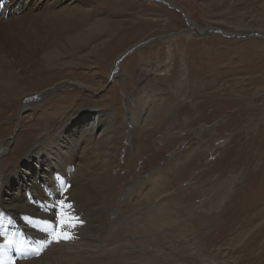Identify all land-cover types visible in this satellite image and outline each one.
<instances>
[{
	"label": "rangeland",
	"instance_id": "rangeland-1",
	"mask_svg": "<svg viewBox=\"0 0 264 264\" xmlns=\"http://www.w3.org/2000/svg\"><path fill=\"white\" fill-rule=\"evenodd\" d=\"M85 1L88 22L106 18L110 22L105 29L73 46L58 31L57 37L46 42V49L58 51L57 66L46 70L41 52V57L35 55L26 62L11 91L0 92L1 170L8 172L26 157L53 122L96 106L110 124L108 143L101 134L102 153L92 150L84 166L82 159H76L72 161L75 170L61 173L66 183L75 182L80 174L78 186L86 189L78 198L97 202L82 208L81 203L73 205L78 208L73 217L80 216L82 221L75 228L87 227L88 235L97 234L92 220L99 205L114 228L103 232L109 238L107 247L126 242L124 220L133 213L146 217L150 202L159 200L145 182L162 184L160 198L180 195L181 186L190 185L192 190L182 203L190 198L187 212L197 210L180 240L171 235L180 233L183 213L181 224L162 228L167 239L159 235L157 242L162 246L152 243L162 253L131 245L126 255L110 253L111 262L126 263L130 255L136 264H264V89L251 84L254 77L264 85V28L228 25L259 19L264 23V0ZM134 47L111 78L119 56ZM133 111L136 116L131 119ZM29 134L33 135L31 146H27ZM85 140L82 136L80 142ZM33 161L42 175L40 169L46 164L36 155L28 160ZM30 183L31 178L27 187L43 186ZM239 185L250 187L246 205L253 206L254 197L262 201L252 211L244 206L251 215L225 228L228 212H236L233 194ZM1 186L5 197L24 195L23 188L17 193L9 185ZM5 247L10 256L16 254L14 247ZM29 251L32 263V257L39 255Z\"/></svg>",
	"mask_w": 264,
	"mask_h": 264
},
{
	"label": "bare ground",
	"instance_id": "bare-ground-1",
	"mask_svg": "<svg viewBox=\"0 0 264 264\" xmlns=\"http://www.w3.org/2000/svg\"><path fill=\"white\" fill-rule=\"evenodd\" d=\"M85 4V0H0V92L6 95L11 91L19 75L26 70V62L41 52L45 56L43 61L47 63L46 70L53 69L57 66L58 51L55 49H46V42L49 38L52 40V38L57 37L58 31L62 34L61 36L66 40V43L73 46L88 42L93 35L105 29V24L110 21L106 18H95L94 21L89 23V19L87 18L90 12H85L88 10ZM79 5L82 7H79ZM70 12L71 15H69ZM75 12L80 15L78 17L74 16L73 14ZM84 13H87V15L84 16ZM172 17L173 19L177 18L174 14H172ZM60 19H64V21L61 22ZM250 21L240 22L239 24L228 22V25L236 27V29H239L241 26L253 29H257L255 27L264 28V23L260 22V19L257 22ZM193 23L190 21V24ZM194 24L196 25V23ZM106 29L108 28L106 27ZM203 29L201 28L200 30ZM39 56L41 57V55ZM116 71L113 70L111 71L112 73L110 72L111 78L116 76ZM8 77L14 80H8ZM261 82L262 80L259 78H251V84H254L258 90L264 89V85H261ZM1 96L3 94L0 95V100L2 101ZM165 109L168 110L167 108ZM135 116L136 114L133 111V116L130 115V118L134 119ZM103 119L102 114L96 106L88 105L81 111L69 116L66 120L53 122L50 131L46 132L38 144L27 151L28 155L23 157L8 172L1 170L2 157L0 156V246H2L0 247V260L6 261L9 257H13L17 260V264H94L97 261H100V264H115L108 258L110 257L109 254L120 251L126 255L127 252L125 249L131 245L135 246L139 244V246L147 249L152 247L155 253H162L164 250H158L152 246V243L161 240L159 235L162 236L163 241L166 240L165 231L162 228L166 229L167 227H171L175 222L179 223L184 220L182 221V227L178 228H181L182 232L180 230L179 233L177 229L178 232L174 234L170 232L172 234L170 235L178 240L182 236L187 235V221L197 212V210L195 212H187L188 209L186 207L188 205L189 207L191 206L190 198H186L189 203H182L185 194L189 190H192L189 188L190 185H187V187L181 186L180 195L173 197L171 196L172 194H166L160 198L158 193L161 191L162 184L156 186L157 184L153 185V183L145 182V185H150L153 188V197L159 198V200L150 202L148 209L145 210L146 217L139 218L137 214L133 213L127 221L124 220V228L128 231L126 242L119 243L114 247L112 246L111 249L107 247L109 238L103 236V232L108 228L109 230L114 228L109 227L110 223L107 222L110 216L108 218L105 217L98 205L99 208L96 207L97 217L92 220L93 224L97 223L95 230L97 234L88 235L86 232L87 227L83 231H79L75 227H68L66 231L73 237L72 239L62 240L60 242L52 241L45 245V241H51L48 224L55 225L57 223L56 217L59 209L52 207L53 204L61 199L65 200L67 204L71 205L70 209L67 210L66 207L65 211L68 216L72 217L74 215V209L78 210V208L73 209V205L81 203V207L79 206V208H82L83 206L87 207L88 204H97L96 201H91V199L83 202L82 199L78 198L79 195H85L84 191L86 189L78 186L80 185L82 177L80 174H76L75 182L66 183L62 179L61 173L64 169L72 171L74 169L72 161L76 159H82L84 166L90 160L92 150L99 151L100 153L103 152L99 148L100 141L98 138L102 134L106 139V143H108L110 126ZM82 136L86 138L85 144L80 142ZM32 139L33 135L29 134L27 146L33 144ZM56 141L57 145L54 146ZM235 150L236 148L230 151L235 152ZM2 151L3 149L0 146V154ZM80 153L83 154L82 158L78 156ZM33 155L38 156L40 161L46 164L44 169H40L42 175L38 174L39 168L35 166L34 161L28 162V160L32 159ZM81 168L84 167L81 166ZM157 175L161 177L163 172H158ZM30 178L32 180L30 185L43 186L27 187V180ZM114 180H118V177ZM72 184H76L75 190L72 188ZM112 184L115 185L113 179ZM1 185H9L11 192L17 193L23 188L24 195L17 194L14 198L5 197ZM239 186V189L233 194V197L236 198V212H228L227 221L229 223L227 221L224 223L225 228H229V224L237 222L243 217L248 218L251 215V212H247L248 207H251L249 209L252 211L262 201V197H254V205H246V191L250 190V187L249 185H244L241 189V185ZM164 187L165 190L170 189L169 185H164ZM257 187L261 189L260 185H257ZM55 197L57 198L55 199ZM244 206L248 207L245 209ZM181 213L186 218H181V221H179ZM137 221L143 222V224H138L139 222ZM130 229L132 230L130 231ZM80 235L82 236L79 237ZM170 235H168L169 239ZM172 237L170 240L174 239ZM7 239L13 241L11 247H14L16 250L14 256H10L7 247H5ZM166 243L167 241L163 245L167 247ZM27 245L33 251L32 255L36 254L35 249L43 246V251L39 256H31L32 263L29 260V256L31 255L30 251L29 249H25ZM160 245L157 242V246ZM133 253H135V250ZM27 257L28 259L26 260ZM125 262L123 264H136V261L132 260V256L130 255L125 257ZM147 264H153V262H148Z\"/></svg>",
	"mask_w": 264,
	"mask_h": 264
},
{
	"label": "snow or ice",
	"instance_id": "snow-or-ice-1",
	"mask_svg": "<svg viewBox=\"0 0 264 264\" xmlns=\"http://www.w3.org/2000/svg\"><path fill=\"white\" fill-rule=\"evenodd\" d=\"M52 207L58 208L59 212L57 214V223L55 225L49 223L48 230H50L51 241H45V245L52 241L60 242L62 240H70L73 237L66 231L68 227H76L77 224L82 223V221L78 217L68 216L65 211V208H70L71 205L67 204L65 200L61 199L57 203L53 204ZM6 244L11 246L13 241L11 239L6 240ZM2 247V246H0ZM43 251V246L35 249L36 255H40ZM0 264H17V260L13 257H9L6 261L0 260Z\"/></svg>",
	"mask_w": 264,
	"mask_h": 264
},
{
	"label": "water",
	"instance_id": "water-1",
	"mask_svg": "<svg viewBox=\"0 0 264 264\" xmlns=\"http://www.w3.org/2000/svg\"><path fill=\"white\" fill-rule=\"evenodd\" d=\"M177 8V7H176ZM177 9H179V8H177ZM181 11H183V9L181 8ZM185 16H186V18H187V14L185 13ZM135 48H133V49H130L129 51H127L126 53H124V54H122L121 56H119V58H118V60H117V67H116V69L115 70H117L118 71V68H119V61L124 57V56H126L127 54H129L131 51H133Z\"/></svg>",
	"mask_w": 264,
	"mask_h": 264
}]
</instances>
